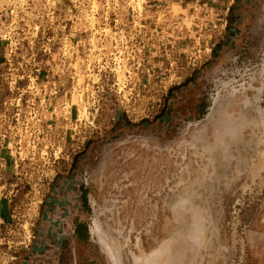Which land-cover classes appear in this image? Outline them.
I'll return each instance as SVG.
<instances>
[{
    "label": "rangeland",
    "instance_id": "rangeland-1",
    "mask_svg": "<svg viewBox=\"0 0 264 264\" xmlns=\"http://www.w3.org/2000/svg\"><path fill=\"white\" fill-rule=\"evenodd\" d=\"M1 3L0 264H264V0Z\"/></svg>",
    "mask_w": 264,
    "mask_h": 264
},
{
    "label": "crops",
    "instance_id": "crops-1",
    "mask_svg": "<svg viewBox=\"0 0 264 264\" xmlns=\"http://www.w3.org/2000/svg\"><path fill=\"white\" fill-rule=\"evenodd\" d=\"M168 1L172 3L177 2L179 4L181 3V4H187V5L191 4V2L192 3L195 2L196 4H199L205 9L206 7L207 8L212 7L218 10L220 7L225 6V3L227 4L229 3V5H231V3H233L234 0H231V1L230 0L229 1L227 0H168ZM207 16H208V13H206V17ZM2 51H3V48L2 49L0 48V58L3 55Z\"/></svg>",
    "mask_w": 264,
    "mask_h": 264
},
{
    "label": "built area",
    "instance_id": "built-area-1",
    "mask_svg": "<svg viewBox=\"0 0 264 264\" xmlns=\"http://www.w3.org/2000/svg\"><path fill=\"white\" fill-rule=\"evenodd\" d=\"M2 3H1V0H0V21H1V13H2Z\"/></svg>",
    "mask_w": 264,
    "mask_h": 264
},
{
    "label": "trees",
    "instance_id": "trees-1",
    "mask_svg": "<svg viewBox=\"0 0 264 264\" xmlns=\"http://www.w3.org/2000/svg\"><path fill=\"white\" fill-rule=\"evenodd\" d=\"M188 81V80H187ZM174 88L170 89L169 93H171L173 91Z\"/></svg>",
    "mask_w": 264,
    "mask_h": 264
}]
</instances>
